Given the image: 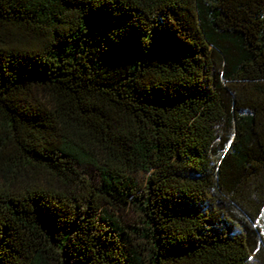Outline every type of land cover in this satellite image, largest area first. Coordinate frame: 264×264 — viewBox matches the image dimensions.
<instances>
[{"label": "trees", "instance_id": "1", "mask_svg": "<svg viewBox=\"0 0 264 264\" xmlns=\"http://www.w3.org/2000/svg\"><path fill=\"white\" fill-rule=\"evenodd\" d=\"M260 227L264 0H0V264H264Z\"/></svg>", "mask_w": 264, "mask_h": 264}, {"label": "rangeland", "instance_id": "2", "mask_svg": "<svg viewBox=\"0 0 264 264\" xmlns=\"http://www.w3.org/2000/svg\"><path fill=\"white\" fill-rule=\"evenodd\" d=\"M115 215H118L121 217V220L123 221V223H127V224H134V222L136 221V214L132 211V210H125L123 212H113ZM260 234L261 237L264 241V228L260 227ZM57 264V263H54Z\"/></svg>", "mask_w": 264, "mask_h": 264}]
</instances>
